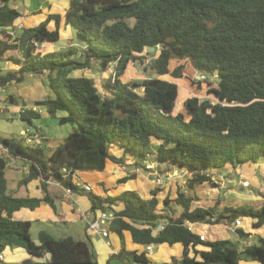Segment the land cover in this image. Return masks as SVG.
Returning a JSON list of instances; mask_svg holds the SVG:
<instances>
[{"label":"trees","instance_id":"16d2710c","mask_svg":"<svg viewBox=\"0 0 264 264\" xmlns=\"http://www.w3.org/2000/svg\"><path fill=\"white\" fill-rule=\"evenodd\" d=\"M7 1L0 4V60L7 51L17 50L18 56L5 59L18 68L0 75V85L20 83L26 74L47 73L50 94L34 105L45 106L50 117L74 126L49 154L23 139L0 138L8 153L28 167L19 184L41 176L45 191L43 198L11 192L7 161L0 153V254L7 246H20L32 257L45 258H28L23 264H98L88 236L56 238L41 230L36 242L30 234L32 222L17 219L14 213L33 209L42 201L53 205L47 192L49 179L72 192L82 191L73 182L75 172L103 169L108 159L123 161L124 156H114L111 147L131 153L137 169L153 153L154 161L166 163V169H186V185L192 190L194 185L211 181L207 171L264 160V0H70L65 19L75 31L76 44L45 53L39 51L43 43L60 39L58 23L49 29L47 18L12 35L9 30L20 12ZM51 17L58 22V16ZM151 47L154 51L147 50ZM143 52L155 56L148 65L158 76L184 77V65L171 69L170 62L185 59L198 73L220 77L219 81L207 80V92L215 101L194 94L184 100L183 111H175L176 82L157 76L123 82L127 65L144 59ZM96 64L114 68L101 86L92 77L72 75ZM213 82L216 85L211 87ZM25 104L19 117L33 126L32 120L41 114ZM133 177L129 174L120 182ZM158 189L151 190L150 198L130 189L107 196L85 192L92 211L123 205L109 222L118 234L129 230L133 241L145 246L182 243V258L172 264H239L241 260L264 264V237L240 247L228 238L201 240L184 225L186 219L215 225L244 217L254 219L257 227L264 224V200L259 207L220 208L219 201L192 207L197 193L179 191L173 201L182 210L168 214L163 210L172 200L165 197V208H160ZM160 223L163 227L157 229ZM236 231L248 235L241 227ZM114 256L123 264L150 261L143 251L123 248Z\"/></svg>","mask_w":264,"mask_h":264},{"label":"crops","instance_id":"0c3cea01","mask_svg":"<svg viewBox=\"0 0 264 264\" xmlns=\"http://www.w3.org/2000/svg\"><path fill=\"white\" fill-rule=\"evenodd\" d=\"M7 2L11 7L16 8L20 12V16H18L14 20L12 24V28H15V25L20 23L22 24V27L20 29H16L15 34L24 28L36 26L40 22L49 18L47 22V27L49 29H55L56 24L58 23L60 39L50 44L43 43L41 46L42 48L46 47L45 51L47 52L56 51L60 49L61 46L66 47L69 44L70 45L76 44V40L72 39L74 32L70 24L67 23L65 19V13L69 7L70 0H8ZM0 4H1V0H0ZM51 16H58V22H56V19H54ZM65 41L67 42L64 43ZM48 46L49 48H47ZM7 55L18 56V51L9 50L5 53L4 56L6 57ZM5 57L3 60H0V75L5 74L10 69H14V68L16 69V65L15 64L13 65L8 59H5ZM76 71H73L72 75L81 76V74L80 75L76 74ZM46 75L47 73H44L42 75L26 74L24 76L23 81L20 83H15V82L10 84L6 83L3 89L8 90L7 91L8 93L6 97H3L4 99L3 101H7L8 103L6 102L5 103L6 107L3 108V101L0 102V106H1L0 112L9 110V112L11 113L17 112V114L20 115L19 113L23 106L22 105L23 102L26 103L25 105L27 107H31V106H35L34 102L36 100H42L43 98L47 97L50 94V92L48 95H44V97L42 98L39 97L40 95L31 94V91H33L34 89H36V91L38 89L41 90L49 89L46 84ZM194 75L196 78L198 77L197 73ZM183 76H187V74H184ZM144 77H156V74L151 73L148 76H142L139 78L141 79ZM164 77H166V79L171 81L175 80L174 78L172 79V77L169 75H165ZM160 78H162V76H160ZM183 78L185 77H182L180 79ZM26 81H28L29 85L25 84ZM9 85L16 86V88L12 87L13 90L10 91L8 88ZM17 92L19 95L18 96L19 100L17 99V95L15 94ZM185 92L191 93V91L188 89H186ZM187 93H186L187 96H184L182 98L178 96V100L176 102H178L179 104L178 106L181 108H183L184 100L188 97ZM193 95H189V96H193ZM34 108H36V110L40 112L41 117L32 120L33 126L29 125L30 129L27 130L23 128L21 129V133L25 134V137L23 138V142L27 144L26 137L27 139L38 137L41 140V144L39 146L44 148L46 153L49 154L59 144L62 143L65 136L70 132V129L69 131L66 132L65 129L60 126L61 122L58 119L50 117L48 115L45 106L39 105V106H35ZM176 109L177 108L175 106L174 110L176 111ZM46 127L49 128L48 132L46 131ZM32 131H34L35 133H31ZM111 152L116 157L124 156L123 161L113 162L108 159L103 169L79 170L78 173L81 178L79 183L90 185L91 192L101 196L116 195L124 190L130 189V190H136L139 193V195L143 198H150L151 190L157 187L154 184L153 181L154 178L149 177L147 174H143L141 172L140 173L135 172L137 168H135L134 165L133 167L128 166V164L131 165L133 164V157L131 153L125 154L123 153L122 149L117 146L111 147ZM153 156H155L154 153L149 155V157L144 161V163H146L148 160L152 161ZM16 162H17V167L7 166V168L20 170L19 168L23 167L24 171H22L21 173H23L24 176L26 174V170L28 169L27 165H25L20 160H16ZM153 165L154 167H156L155 161ZM120 166L124 167V170L120 169L121 168ZM163 167L165 166H162L160 168L163 170L165 169ZM175 169L176 168L166 169V173L169 171L174 172ZM226 170L233 171L234 174L241 172L242 177H244L245 175L253 176L255 172L259 170V172L264 176V160L256 163L246 162L242 165H235V166L226 165L221 170L214 169L210 171L221 173ZM249 172L250 175H248ZM149 173L152 175L153 173L156 172L151 171ZM129 174L134 175V177L128 179L125 182H120L121 178ZM11 178L13 179V177ZM178 178L181 179L182 177L178 176ZM178 178L177 177L174 178V180H172L173 181L172 184H170V182L165 183L166 185L168 184V187H170L171 189V191L170 190L167 191V193H169L170 196L172 194L176 196L175 191L177 187V182H179L180 185L184 184L180 179L178 180ZM42 181L43 178L41 176L31 179L26 184H22V185L19 184V180H18L16 189L11 187V192H13L17 196L43 198L45 195V191L41 186ZM221 184L223 185L222 182H218V186H219V188H217L218 191H215L214 189L206 190V187L202 186L203 183L194 185V186H200L201 189L199 190L198 193L196 192L198 200L193 201L192 207L195 206L208 207V206H212L216 201L217 202L219 201L220 208H223L225 206L239 205L240 203L238 202L233 205L231 203H228L227 200H224L225 197L227 196L228 191L229 192L231 191L230 189L224 190L226 188L224 187L225 185H223L224 188H221L222 187ZM79 187L82 190L80 192H72V191L66 192L64 187L58 181L49 179L47 181V192L48 195L53 198V202H52L53 205H51L49 202L42 201L38 206H36L33 209L22 208L21 210L14 213V217L17 219L30 220L32 224L34 222H38L41 225H48V224L66 225L67 227L66 230H61L59 232L60 234H62L61 237H65L69 235L76 239H83L88 236L92 243V248L96 255L98 264H123L114 256L115 254L119 253V251L122 248L126 251L145 252V254L150 260L146 264H172L174 261H179L182 258V254L184 250V246L182 243L179 242L174 244L162 243L158 245L151 244L152 252H148L146 251L147 245L145 246L143 244L133 241L132 234L129 230H123L121 232V235L118 234L116 231L111 230L109 228V222L115 216L114 211H118L122 209L123 205L121 203L114 204L112 205V209L108 211H104L109 214H113V218L106 220L105 222L101 221V226L108 229V234L105 237L97 232L89 233L86 230L87 223L88 221L89 222L93 221L101 209L92 211L91 199L89 198L85 190H83L81 186ZM248 187H249V183H248ZM21 188L23 189L22 191L23 194L19 195ZM222 190L223 192H220ZM203 195L206 197L202 198ZM156 196L158 199L159 197H161L160 193H158ZM164 198L165 197L163 195L162 199ZM262 202L263 200L257 202L258 205H256V207H259L262 204ZM244 204H249V203L244 202L241 205ZM159 207L162 208V206ZM243 219H244L243 231L248 233L247 236H242L236 231V227H234L233 221H231L230 224H227L226 222H221L215 225L209 223L196 222L194 227L195 229L194 232L198 234L204 233L205 238L209 240L228 238L232 241L238 242L240 247H243L251 243H257L260 238L264 237V224L254 227L253 226L254 219L244 218V217ZM229 225H231V227H229ZM41 230L48 231L50 234H52L47 229H40L39 231ZM77 235L78 236L80 235V237H76ZM61 237H56V238H61ZM34 241L38 242V233H37V239ZM6 248L2 254L4 261H7L9 263L23 264L24 260L28 258L35 260L45 259V258L32 257L26 252L24 248L18 250L12 249V251L10 252L6 251ZM196 248L202 249L203 247L198 246ZM189 254L193 255L192 249H190ZM48 256H49L48 254L45 255V257ZM133 264H143V263H133ZM239 264H260V263L257 261L241 260Z\"/></svg>","mask_w":264,"mask_h":264},{"label":"rangeland","instance_id":"374dc122","mask_svg":"<svg viewBox=\"0 0 264 264\" xmlns=\"http://www.w3.org/2000/svg\"><path fill=\"white\" fill-rule=\"evenodd\" d=\"M128 21L130 22V24H132L134 20H133V18H129ZM71 28L74 32L72 39L76 40L77 36L75 34V31H74L72 26H71ZM66 42L67 41H65L64 43H66ZM70 46H71L70 44L66 47L61 46L60 49H58V50L66 49L67 47H70ZM47 48H49V46ZM45 49H46V47L42 48V46H40L39 51L41 53H45V52H47V51H45ZM143 55L145 58L142 59L141 61H138L137 63H135L133 61L129 62L123 76L121 77V80L123 82L137 80V79H140L139 77L148 76L151 74L150 67L148 65V63H149L148 61L151 60L152 58H154L155 56L147 55L144 52H143ZM179 64L184 65L183 72H184V74H187V76H184L185 78H183V79H175L174 80L179 87V95L178 96L181 98L184 96H187L186 95L187 92H185V91H186V89H188L191 91V93H187L188 97H189V95H193V93H194L200 99L209 98L211 101L214 102L215 99H214L213 95L211 93L207 92V88L210 87L208 85L207 80H213V77H207V75H205V74L198 73L196 70L193 69V67L190 65V63L187 62L185 59H173V60H171L170 66L173 69L174 67L178 66ZM113 71H114V68L112 65H110L107 68H102L99 64H96L93 68L78 70V71H76V74H78V75L81 74V75L93 77L96 80L98 86H101V84H103V82L106 81L112 75ZM196 73L198 74L197 78L194 75ZM201 75H204L205 79L199 78V76H201ZM156 76L160 77L158 75H156ZM164 76L165 75H163L162 78L166 79V77H164ZM25 84L29 85L28 81H26ZM215 85H216V83L213 82L211 84V87H213ZM12 87L16 88V86L9 85L8 88L10 91L13 90ZM3 88L4 87L0 85V97H2V98L6 97V95L8 93L7 92L8 90H4ZM49 92H50V89H48V90L47 89H44V90L38 89L37 91H36V89H34L33 91H31V94L32 95H40L39 97L42 98V97H44V95H48ZM15 94L17 95V99L19 100L18 92ZM177 100H178V98H177ZM6 102L7 101H3V108L6 107V104H5ZM178 105H179L178 102H176V108H177L176 111H183V108L179 107ZM10 113L11 112H9V110H6L4 112H0V138L15 137V138L23 139L25 134L21 133V129L22 128L25 130L30 129L29 124L26 121L20 119L17 112H14L11 114ZM60 126L62 128H64L65 131L67 132V131H69V129L71 131L73 129L72 126H74V125L71 122H65V123H61ZM46 131L48 132L49 128L46 127ZM150 157H152V156H150ZM153 160H154V156H153L152 161L148 160L145 163L144 167H141L140 169L135 170V172H137V173L141 172L143 174H147L149 177H153L154 178V180H153L154 184L157 186V188H159L157 191V194L160 193V196H161V197H159V200H160L159 206H162L163 208H165V206L162 203L163 202L162 198L164 195V197L168 198L169 200H172V202L169 204V207H167L163 211L166 213H169L172 211L174 214H177L179 211L182 210V207L178 203L173 201L174 198L177 196L178 192L181 191V192H184L186 195H190L191 193H193V191L195 193L196 192L198 193L199 190L201 189V187L200 186H193V190H192V188L190 189L186 185V180L188 178V175H187V178L182 177L180 179V178H178L179 174H178V171H176V169H175L176 172L174 171L175 174L173 171H169L166 173V165L167 164L166 163H158L155 160L156 167H154V165H153L154 161ZM124 164H125V162H124ZM128 166L133 167V164L132 165L128 164ZM162 166H165V167H163L165 169L162 170L160 168ZM120 169H122V168H120ZM19 171L20 170H18V169L6 168V177L8 180V188L10 190H11V187L16 189L17 181L20 180L21 177L23 176V173H21V171L20 172ZM151 171H154L156 173H153L151 175L149 173ZM207 172H208L209 177L211 178L210 179L211 181H204L202 186L206 187V190L214 189L215 191H218V189H217V188H219L218 182H222L223 185H225L224 187H226L224 190L230 189V191H231V192L228 191L227 196L224 199V200H227L228 203H231L234 205L235 203L238 202V203H240L239 205H241L244 202L245 203L248 202L249 204L256 206V205H258L257 202L264 200V176H263V174H261L259 172V170H257L253 176L245 175L244 177H242L241 172L234 174L233 171H227V170L223 171L221 173H217L215 171H213V172L207 171ZM248 175H250V172L248 173ZM159 176L166 178L165 183L170 182V184H172L173 183L172 180H174V178L177 177L178 180L180 179L184 184L180 185L179 182H177V187H176V191H175L176 196H174V194H172L170 196V194L167 193L168 190L171 191L170 187H168V184L166 185L165 183H163L161 185V184L156 183L155 179L158 178ZM11 177H13V179ZM242 179H246L248 181L249 187L248 186L243 187V185L240 182ZM223 185L221 184V186H222L221 188H224ZM196 187H197V189H196ZM232 189H233V191H232ZM22 191H23V189L21 188L19 195L23 194ZM220 192H223V190ZM205 197L206 196H204V195L202 196V198H205ZM241 201H243V202H241ZM239 205H236V206H239ZM68 227H69V225H68ZM229 227H231V225H229ZM66 228H67L66 225H63V224L41 225L38 222H34L30 228V234H31V238L33 240H36L38 231L40 229H47L54 236L61 237L62 234H60L59 232L61 230H66ZM157 229H160V228L157 227ZM76 237H80V235L79 236L77 235ZM12 249L18 250V249H22V247H20V246H7L6 251L10 252V251H12ZM250 261H252V260H250ZM0 264H13V263H9L7 261H4V258H3L0 260Z\"/></svg>","mask_w":264,"mask_h":264},{"label":"built area","instance_id":"2783aa9c","mask_svg":"<svg viewBox=\"0 0 264 264\" xmlns=\"http://www.w3.org/2000/svg\"><path fill=\"white\" fill-rule=\"evenodd\" d=\"M21 27H22V24L21 23L20 24H17V25H15V28H12V29L9 30V33L12 34V35L15 34L16 29H20ZM16 68H18V65H16ZM199 78L205 79V76L204 75H201V76H199ZM3 100L4 99L2 97H0V102H2ZM0 109H1V106H0ZM26 142H27V144L33 145V146H39L41 144V140L38 137H35V138H32V139H27V137H26ZM0 153H1V155L3 157L6 158L7 166L17 167L16 158L12 157L8 153L7 149L5 147H3L1 144H0ZM121 168H122V170H124V167L121 166ZM19 169H20L21 172L24 171V168L23 167H21ZM27 171H28V169L26 170V172ZM176 171H178V174H179L178 176H181L183 178H185V177L187 178V175L189 176V173H188V171L186 169H176ZM175 172H174V174H175ZM80 179L81 178L79 176V173L78 172H75L73 174V182H74V184L77 185V186H81L85 191H91V186L90 185H88V184H80L79 183L80 182ZM155 181H156L157 184H161L162 185L163 183L166 182V178L159 176L158 178L155 179ZM240 182L243 185V187L248 186V181L247 180L242 179ZM64 189H65L66 192H70L71 191L70 189L65 188V187H64ZM111 218H113V214H109L107 212H104V211L100 210L99 213L97 214V216L95 217V219L93 221H90V222L88 221L87 226H86V230L89 233L97 232V233H99V234H101L102 236L105 237L108 234V229H106V228H104V227L101 226V221L102 222H105L106 220H109ZM195 224H196V222L190 221L188 219H186L184 221V225L191 232H194L195 231V229H194ZM233 225H234V227H238V228L241 227V228H243L244 227V219H243V217H238L233 222ZM158 227L159 228H162L163 227V224L160 223L158 225ZM199 238L201 240H205V234L204 233L199 234ZM146 251L152 252V245L151 244H149V245L146 246ZM0 259H3V254H0Z\"/></svg>","mask_w":264,"mask_h":264},{"label":"water","instance_id":"95a60500","mask_svg":"<svg viewBox=\"0 0 264 264\" xmlns=\"http://www.w3.org/2000/svg\"><path fill=\"white\" fill-rule=\"evenodd\" d=\"M147 50H149V51H154V48L151 47V48H148ZM213 79L216 80V81H219L221 78L218 77L217 75H215V76H213Z\"/></svg>","mask_w":264,"mask_h":264}]
</instances>
